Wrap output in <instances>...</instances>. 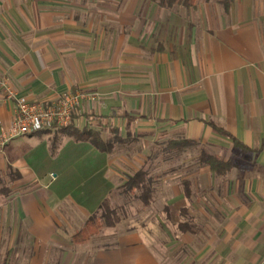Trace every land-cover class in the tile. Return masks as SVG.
<instances>
[{"label": "crops", "instance_id": "obj_1", "mask_svg": "<svg viewBox=\"0 0 264 264\" xmlns=\"http://www.w3.org/2000/svg\"><path fill=\"white\" fill-rule=\"evenodd\" d=\"M7 88L45 104L80 90L90 97L74 115L79 129H100L104 139L111 130L134 138L161 130L194 141L187 154L200 145L198 156L229 162L219 174L186 159L177 168L191 196L172 179L153 186V200L204 216L203 230L180 222L187 235L207 237L203 264H264V0H234L228 12L216 0H0V139L16 115ZM116 161L113 150L60 127L6 142L0 173L21 177L0 205L5 262L163 264L144 224L102 246L98 234L74 238L119 187Z\"/></svg>", "mask_w": 264, "mask_h": 264}, {"label": "rangeland", "instance_id": "obj_2", "mask_svg": "<svg viewBox=\"0 0 264 264\" xmlns=\"http://www.w3.org/2000/svg\"><path fill=\"white\" fill-rule=\"evenodd\" d=\"M104 137L105 139L102 138L110 145L109 149L115 153L116 162L122 163V170L120 185L109 198L110 208L116 212V216L113 217L115 223L100 227L97 233L98 245L112 243L116 234L133 226L142 228L144 224L149 229L151 246L163 264H203L201 250L207 237L187 235L180 229L179 223L188 221L194 224L197 230H203L204 216L195 214L196 216L191 217L182 210L183 208L178 213L165 211L161 202L153 200L154 194L151 198L153 202L146 206L140 198L142 191L132 190L128 185L132 176L144 169L148 173L146 179H150L152 187L158 185V182H170L172 179L175 184L179 183L182 186L181 181L187 175V171L177 168V165L186 159L190 161L197 159L202 146L191 147L189 155L186 150L170 147L176 140H173L171 134H162L161 130L155 135H138L137 138L127 134L122 136L120 132L111 130L105 132ZM14 175V170L0 173V205L8 196L5 195L4 189L9 187L10 179ZM103 210L104 208H101L98 214H102ZM7 239V236L0 237V264H10L9 261L5 262Z\"/></svg>", "mask_w": 264, "mask_h": 264}, {"label": "trees", "instance_id": "obj_3", "mask_svg": "<svg viewBox=\"0 0 264 264\" xmlns=\"http://www.w3.org/2000/svg\"><path fill=\"white\" fill-rule=\"evenodd\" d=\"M218 3H220L226 12L230 10L231 4L234 0H216ZM157 2L163 6V7H173L176 4H183L185 6H195L197 0H157ZM133 121L132 117H128V124L127 128L130 127L131 122ZM213 128L216 132L219 134L231 137L233 140L234 145L237 148H240L244 152H249L251 149L246 146L243 142H241L236 137L230 135L225 129L218 127L216 125H213ZM64 131L69 133L70 135L74 136L78 140H90L94 143L98 148L102 150H108L110 145L108 142H106L101 135V130L95 129L93 127H85L83 129H79L73 125V123L68 126L62 128ZM130 136V134H128ZM194 141L191 140H176L173 141L170 147H175L179 150H183L188 146L189 144L193 143ZM199 160L202 164H208L212 168L213 171L219 174L226 173L227 170L230 169L231 164L229 162H225L220 159V157L216 155H211L205 151H202ZM15 175L12 176L10 181H14L21 177L20 173L17 171H14ZM147 171L144 169L138 171L132 178L129 180L128 185L130 189L132 190H141L142 194L140 195V198L144 205L149 206L151 203L152 194L154 192L153 187L151 186L150 179H146ZM185 187V193L186 196H191V189H190V183L189 181L185 180L183 182ZM5 195H9L10 188L6 187L4 189ZM110 201L109 198L106 199L103 203L101 208H104L102 214L95 213L91 215L86 221L84 226L75 234L74 238L76 241H84L89 239L91 236L98 233L101 226L104 224L106 225H114L115 221H113V217L116 216V212L114 209L110 208L109 205ZM180 229L184 232L188 230L189 224L187 222L180 223Z\"/></svg>", "mask_w": 264, "mask_h": 264}, {"label": "built area", "instance_id": "obj_4", "mask_svg": "<svg viewBox=\"0 0 264 264\" xmlns=\"http://www.w3.org/2000/svg\"><path fill=\"white\" fill-rule=\"evenodd\" d=\"M7 92L10 97L16 99L17 107L10 129L0 139V148L9 140L21 135L32 134L51 127L70 126L82 100L89 96L80 90L68 91L63 93L56 102L45 104L25 97H17L10 88H7ZM90 99L94 100L95 97L92 96Z\"/></svg>", "mask_w": 264, "mask_h": 264}]
</instances>
